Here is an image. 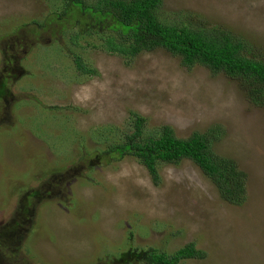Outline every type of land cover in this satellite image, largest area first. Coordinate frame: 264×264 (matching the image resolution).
Masks as SVG:
<instances>
[{
  "label": "rangeland",
  "instance_id": "1",
  "mask_svg": "<svg viewBox=\"0 0 264 264\" xmlns=\"http://www.w3.org/2000/svg\"><path fill=\"white\" fill-rule=\"evenodd\" d=\"M60 4L0 0V264H139L119 255L190 241L205 256L179 264H264V102L249 99L255 86L187 67L163 47L110 53L84 34L78 10L58 19ZM161 9L243 38L264 61V0H163ZM74 54L96 72H78ZM133 112L150 135L163 124L178 137L217 129L213 151L245 173V200L225 201L189 158L160 163L154 183L133 156L105 154L95 135L131 131Z\"/></svg>",
  "mask_w": 264,
  "mask_h": 264
},
{
  "label": "trees",
  "instance_id": "2",
  "mask_svg": "<svg viewBox=\"0 0 264 264\" xmlns=\"http://www.w3.org/2000/svg\"><path fill=\"white\" fill-rule=\"evenodd\" d=\"M54 9L58 19L76 9L85 18L84 34L97 39L101 48L116 54L136 57L144 50L163 47L178 56L187 67L195 64L207 66L213 72H227L251 82L255 87L249 92L253 103L264 102V61L249 55L243 38L221 28L191 26L170 18L161 9L163 0H60ZM71 39H75L72 37ZM75 43V42H74ZM75 68L92 75L96 71L74 54ZM131 131L120 130L118 138L100 137L104 153L123 159L130 155L149 171L153 182H159L160 163H179L191 159L216 187L225 201L235 205L245 200V173L236 162L213 151L212 141L218 138L217 129L195 131L187 137L175 135L171 126L163 124L157 135L145 133L144 117L133 112ZM110 134V132H109ZM116 133L110 134V137ZM205 251L193 241L172 252L147 248L126 249L119 257L124 263L179 264L188 258H203Z\"/></svg>",
  "mask_w": 264,
  "mask_h": 264
}]
</instances>
